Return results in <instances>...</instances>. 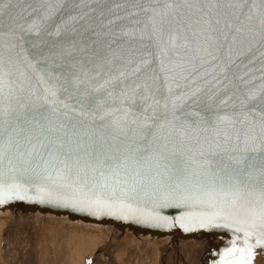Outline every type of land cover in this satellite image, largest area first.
<instances>
[{
	"label": "snow or ice",
	"instance_id": "snow-or-ice-1",
	"mask_svg": "<svg viewBox=\"0 0 264 264\" xmlns=\"http://www.w3.org/2000/svg\"><path fill=\"white\" fill-rule=\"evenodd\" d=\"M17 200L222 230L212 264H253L264 0H0V206Z\"/></svg>",
	"mask_w": 264,
	"mask_h": 264
},
{
	"label": "water",
	"instance_id": "water-1",
	"mask_svg": "<svg viewBox=\"0 0 264 264\" xmlns=\"http://www.w3.org/2000/svg\"><path fill=\"white\" fill-rule=\"evenodd\" d=\"M165 215L175 216L178 209H165ZM28 227L36 235L47 231L55 232L65 238H75L85 241H96L98 251L103 249L116 250L117 247H131L136 250V245L159 248H189L188 244L199 240L198 244H210L212 250L218 251L224 246L229 234L222 230L197 229L185 232L178 225L171 228L152 227L135 220H123L111 216L96 217L87 213L73 211L68 208L50 204H40L28 201H11L0 206V229L3 235L15 229L21 230ZM119 241H129L124 243ZM119 243V244H118ZM185 243V245H183ZM127 245V246H125ZM129 246V247H128ZM256 254L264 259V248L257 247Z\"/></svg>",
	"mask_w": 264,
	"mask_h": 264
},
{
	"label": "rangeland",
	"instance_id": "rangeland-1",
	"mask_svg": "<svg viewBox=\"0 0 264 264\" xmlns=\"http://www.w3.org/2000/svg\"><path fill=\"white\" fill-rule=\"evenodd\" d=\"M12 232L13 231L8 233V237L10 240H12ZM36 234L37 233L34 234L33 232H31V235H29L31 239V243H30L29 250L27 249L30 253V256H32L34 259V264H89V261H93V263H95L97 260L99 261V264H102L106 260V258H103V257L101 258V256L103 255L104 251H108V250L114 252L113 259L117 262V264H158L157 263L158 257H156L157 256L156 254L159 255V253L162 251L159 248L153 251L152 247H142L143 245L141 244L139 250H132L130 249L131 247L129 246H128L129 248L119 246L116 248V250L106 249V250H103L99 254L98 249H99L100 244L98 245L96 241H94L90 245L89 241H84V240L82 241L81 239H75V238H65L64 236L55 234V232H52V231H47L40 235H36ZM4 238L5 236L2 237V233H0V264L3 261V259L1 258L2 257L1 253L2 251L4 252V250H2V248H4L2 247L3 246L2 242H4L3 241ZM84 242H85V246L87 247L84 246ZM120 242L122 241H119V243ZM13 243L15 244L14 241ZM125 243L130 244L129 241H125ZM80 246H81V249H80ZM192 246L197 252L200 251L198 250L199 248L194 245V242L192 243ZM183 247L184 246H182L181 250L182 251L184 250L183 252L184 254L182 252L180 253L182 256H184L182 258L183 261L186 260L188 257L190 259L192 257L193 260L191 262H188L187 264H191V263L199 264L200 256L196 258V254H192V252L194 253V251H191L192 250L191 248L190 249L187 248L189 253H191L189 254L188 251L185 249L186 245L184 248ZM22 248H24V246L20 247L21 250ZM85 248H87V250ZM15 250H16V247H15ZM15 250L13 252H15ZM185 250L187 252H185ZM84 251H87V252H84ZM11 253L12 252L10 251L9 253L10 257L12 255ZM96 255H98L97 258L93 259V256H96ZM152 255L153 256L155 255L154 256L155 259L153 258ZM188 255L190 256L192 255V256L190 257ZM18 256L21 260L22 255L18 254ZM206 262L208 263V261H204L203 264H207ZM255 264H258V262L257 263L255 262Z\"/></svg>",
	"mask_w": 264,
	"mask_h": 264
},
{
	"label": "bare ground",
	"instance_id": "bare-ground-1",
	"mask_svg": "<svg viewBox=\"0 0 264 264\" xmlns=\"http://www.w3.org/2000/svg\"><path fill=\"white\" fill-rule=\"evenodd\" d=\"M31 229H29L28 227H22L21 230H18L16 229L15 231L12 232V240L9 239L8 237V232L7 234H5V238L3 239L4 242H2L4 248H2V250H4V252L2 251L1 255H2V263L1 264H34V259L32 256H30V253H29V247H30V243H31V239L29 237V235H31ZM3 236V237H4ZM13 241L15 242V244L13 243ZM74 241V240H73ZM83 241V240H82ZM85 241V240H84ZM94 241H90V245L93 243ZM125 243V241H122ZM20 243V244H19ZM89 243V242H88ZM199 243V240H195L194 241V245L197 246L200 250L199 252H197L194 247L192 246V243L191 244H188L190 245V248L192 249L191 251H194V253L192 252V254H196V258L199 257V264H203L204 261H208L209 264H212V261L216 258L214 255H213V250H212V245L210 244H198ZM13 244V246H12ZM82 244V243H81ZM119 244V243H118ZM80 245V244H79ZM185 245V243L183 244ZM21 246H24V248H22V250L20 249ZM83 246V245H82ZM84 246H85V242H84ZM83 246V247H84ZM140 246L141 244L139 245H136V250H139L140 249ZM15 247H16V250H15ZM87 247V246H85ZM185 247V246H184ZM183 247V248H184ZM37 248V247H36ZM28 249V250H27ZM80 249H81V246H80ZM79 249V250H80ZM87 250V248H85ZM90 249V248H89ZM182 248H167L165 247L160 253L159 255L156 254L158 257V260H157V263L158 264H187L188 262H191L193 260V258L191 257V259L188 257L186 260L183 261V257L180 253L184 252V250L182 251L181 250ZM15 250V252H13ZM103 250H106V249H103ZM101 250L99 252V254L103 251ZM161 250V249H160ZM187 250V249H186ZM185 250V252H187ZM10 251L12 252L11 254V257H10ZM159 251V250H158ZM32 252V251H31ZM79 252V251H78ZM84 252H87V251H84ZM77 253V252H76ZM81 253V252H80ZM113 251H104L103 252V255L101 256V258H106V260L102 263V264H117V262L113 259ZM189 253V251H188ZM18 254H21V260L18 256ZM34 254V253H33ZM133 254V253H132ZM184 254V253H183ZM187 254V253H186ZM191 254V253H189ZM75 255V254H74ZM73 255V256H74ZM257 258L254 260V263L258 262V264H262L264 263V259L262 256L256 254ZM98 255L96 256H93V259H96ZM153 256V255H152ZM155 256V255H154ZM153 256V258H154ZM92 259V260H93ZM155 259V258H154ZM15 261V262H14ZM93 263V261H91V264ZM207 263V262H206ZM207 263V264H208ZM93 264H99V261L97 260L95 263ZM192 264V263H191ZM194 264V263H193Z\"/></svg>",
	"mask_w": 264,
	"mask_h": 264
},
{
	"label": "crops",
	"instance_id": "crops-1",
	"mask_svg": "<svg viewBox=\"0 0 264 264\" xmlns=\"http://www.w3.org/2000/svg\"><path fill=\"white\" fill-rule=\"evenodd\" d=\"M1 230V229H0ZM0 233H2L1 231H0ZM4 235L2 234V237H3Z\"/></svg>",
	"mask_w": 264,
	"mask_h": 264
}]
</instances>
